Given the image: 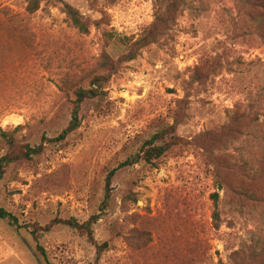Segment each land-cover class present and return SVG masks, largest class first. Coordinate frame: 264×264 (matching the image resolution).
Masks as SVG:
<instances>
[{
	"label": "rangeland",
	"instance_id": "rangeland-1",
	"mask_svg": "<svg viewBox=\"0 0 264 264\" xmlns=\"http://www.w3.org/2000/svg\"><path fill=\"white\" fill-rule=\"evenodd\" d=\"M168 1L43 0L28 15L27 0H0V133L18 145L66 128V75L79 81L101 56L126 53L105 32L156 38L84 104L79 130L45 142L0 185V208L21 226L100 216L94 235L107 250L98 255L67 226L36 242L0 219V264H47L38 246L51 264H264V0H172L165 14ZM66 3L93 23L90 33L72 26ZM7 14L28 22L35 51L16 41ZM170 126L179 144L155 166L119 170L102 212L109 173ZM5 147L0 137V157Z\"/></svg>",
	"mask_w": 264,
	"mask_h": 264
},
{
	"label": "trees",
	"instance_id": "trees-1",
	"mask_svg": "<svg viewBox=\"0 0 264 264\" xmlns=\"http://www.w3.org/2000/svg\"><path fill=\"white\" fill-rule=\"evenodd\" d=\"M43 0H27L26 12L28 15L37 13L41 7ZM174 7L172 0L167 3L166 13H170ZM64 13L68 17L72 26L79 31L81 34L90 33V27L93 23L86 18L75 6L66 3L64 5ZM7 18L9 24L13 27L16 41L18 43L26 44L31 48L32 51L37 49L34 42L35 33L29 26L28 22L20 16L10 17L8 14L4 16ZM162 17H160L161 19ZM162 20L165 21L163 18ZM104 36L119 44L126 47V53L118 59L117 62L111 61L107 56H101L98 60L95 68V73L88 75L86 78H82L77 81L76 76L66 77L62 81L60 93L64 95L65 101L70 103L71 114L70 120L66 128L61 132L58 137L55 138H44V142L40 145L31 146L18 145L16 137L10 132H1L0 137L4 140L6 147V153L0 157V185L3 182L8 170L22 161H33L35 158L41 156L45 150V142L48 143H60L67 140L82 125V109L84 104L87 102L103 98L106 94V89L115 75L116 69L119 65L133 61L137 58L139 52L153 44L156 40L153 33H149L146 37L134 41L133 39L114 35L111 32H105ZM28 37L32 38L33 41L28 43ZM177 128L175 126L167 127L156 133L149 141H146L140 152L134 156H131L125 162L121 163L118 168L112 170L106 180L105 196L101 205V211L105 212L109 208L112 199V184L119 170L124 168L134 167L140 163H145L150 166L155 164L165 157L178 143L176 136ZM221 185H223L220 182ZM215 204L214 221L218 218V201L219 195L212 196ZM100 216L92 217L90 220L85 222H79L76 219H55L48 223L46 226H40L38 224H26L20 225L18 218L8 212L7 210L0 208V219L7 221L11 226L18 229H27L36 242L42 238L44 234L51 232L54 228L59 226H67L72 230L78 232L81 236L85 237L87 241L95 247L97 254L101 255L108 248V244L99 245L94 235V225ZM215 228H219L215 225ZM37 251L40 256L44 258L47 264H51L46 256L45 251L41 246H38Z\"/></svg>",
	"mask_w": 264,
	"mask_h": 264
},
{
	"label": "water",
	"instance_id": "water-1",
	"mask_svg": "<svg viewBox=\"0 0 264 264\" xmlns=\"http://www.w3.org/2000/svg\"><path fill=\"white\" fill-rule=\"evenodd\" d=\"M220 189H221V187H220Z\"/></svg>",
	"mask_w": 264,
	"mask_h": 264
}]
</instances>
